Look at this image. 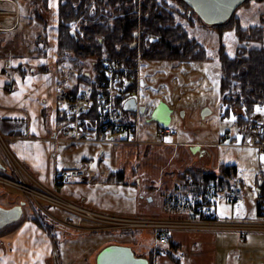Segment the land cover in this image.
<instances>
[{"label":"crops","instance_id":"crops-1","mask_svg":"<svg viewBox=\"0 0 264 264\" xmlns=\"http://www.w3.org/2000/svg\"><path fill=\"white\" fill-rule=\"evenodd\" d=\"M0 2V136L13 157L18 158L27 167L29 175L34 177L39 185L53 191L56 185L54 177L58 171L83 169L87 176L86 180L74 178L65 182L78 183L83 189L78 192L66 191L62 199L81 205L89 211L92 209L99 213L122 217L186 219L196 217V204L192 202L202 201L209 194L210 188L205 187L201 195L200 188L204 186L197 183L200 187L190 186L191 188L182 192L179 189L182 180L178 179L174 182L175 176L178 172H185L186 168L200 169L206 174L221 175V172L220 170L218 173L205 172L200 167L189 164L184 165L183 169L177 172L182 167L178 166L174 169L172 163L177 164V159L184 152L182 146L186 143L189 145L190 142L178 141L175 138V131L174 134L165 135L162 142L160 137L154 134L155 137L143 138L141 142H130L135 135L130 134L129 142H119L122 143L121 145H128L134 153L153 145L167 146L164 147L167 151H161L165 158L160 157L155 161L148 174L143 168L134 165V160L130 166L126 165L124 160L121 161L111 172L114 178L109 177L104 185L105 190L108 188L112 194L110 200L91 183L95 177L94 167L88 168L91 170L89 173L85 152L81 150L82 148L73 147L77 143L82 145L104 141L105 134L102 139L96 141L72 143L65 140L59 143L52 141L51 135L59 127L62 107L56 98L57 87L65 81L59 80L56 65L53 66L57 63L55 58L58 50L56 18L50 19L45 11L47 8L43 10L39 6H32L26 0H0ZM36 8L38 11L35 10ZM32 9H34L33 13H30ZM27 15L28 19H25ZM30 21H33L31 24L33 28L27 29ZM37 23L48 28L52 34L50 38L36 28L34 24ZM75 84L69 87L81 89L83 86L80 84L76 88ZM257 112L254 110L252 115H256ZM138 130L137 136L140 135ZM172 145L178 146L170 147ZM0 164L3 166L0 172H5L7 166L1 161ZM100 179L97 180L99 187L102 183V178ZM232 179L238 182L237 175L228 180L231 182ZM259 179H264V175H260ZM238 183L243 198V185ZM174 191L182 192L181 198H175ZM225 193L226 191H224V199ZM217 194L214 195L213 204L216 216L219 217L222 214L218 212L215 200ZM6 200L0 201V224L2 223L0 264H96L100 251L109 246L129 247L134 256L146 258L148 264H176L174 258L177 259V264H182L183 261L184 264H223L224 253L227 257L228 254H238V264H264L263 233H248L241 239L233 232L207 234L179 232L175 229L171 233L172 239L168 247H160L157 241L156 243L150 241V233L154 236L152 230L150 232L148 229L140 228L115 231L113 228H108V225H99V230L81 234L77 231L78 227H94L99 224L98 220H88L81 214L50 204L63 211L61 216H53L39 203L42 202L39 198L20 197ZM24 201L29 205L26 206L27 215L23 217V211L20 209V216L14 221H9L7 215L9 212L3 210H8V207L14 203ZM28 201L31 203L33 201L34 204ZM239 202L231 206L230 216L245 217L258 214L256 204L253 207H246L244 212H238ZM255 235L259 237L258 244L252 237ZM125 237L129 238L124 239ZM119 239L127 241H119ZM133 241L138 248L131 246ZM252 241L254 243L249 244Z\"/></svg>","mask_w":264,"mask_h":264},{"label":"rangeland","instance_id":"rangeland-1","mask_svg":"<svg viewBox=\"0 0 264 264\" xmlns=\"http://www.w3.org/2000/svg\"><path fill=\"white\" fill-rule=\"evenodd\" d=\"M169 1L172 3V0ZM58 2L59 0H49L47 2L46 9L49 18H56L57 24L59 22L57 9ZM4 4L7 5L8 3ZM188 16L190 17V22L186 24L183 20L181 21L182 26L190 34L191 37H194L199 43L203 45L206 57L204 59L192 61L146 60L142 62L139 78L143 80L144 85L140 87L138 95H134L133 99L134 101L138 102L139 107H143L144 113L139 118L138 131H140V135L137 136L136 132L133 140H131L130 142H141L143 138L155 137L153 134L158 125L155 121L150 119V112L158 103H165L170 109L169 128H172L175 131V138L178 141L182 140L190 142L189 145L188 143H186L182 146V148L184 147V152L181 153L180 157L177 159V164L172 163V165L174 166L173 168H178V166L182 167L177 170L178 172L181 171L180 169H183L184 165L189 164V166L200 167L205 172L218 173L219 167L221 165H235L238 171L237 180L241 183V185H243L244 191V197L240 199L241 201L239 202L237 207H239L238 212H244L246 207H253L259 200V198L257 197L256 182L260 178V175H264V159H261V157L257 153V149L252 146L253 139L251 143H248L246 138L243 139V134L251 132L247 127L248 123L241 125L239 129L233 122V116H222L223 106L220 95V63L218 58L219 37L217 31L211 26L204 24L196 16V14L192 10H190V8L188 9ZM233 16H237L239 18L242 27L254 25L262 26L264 34V1H250V4L248 6L240 5L234 11ZM25 19H28V15ZM32 22L33 21H30L28 23L26 27L27 29L33 28V26L31 25ZM191 23L192 26L189 25ZM34 25L40 30V32L46 34L47 37L50 38L52 34L49 32L47 27L42 26L39 23ZM222 42L226 46V52L228 53V55L230 57L234 56L236 47L238 45V40L232 29L226 28L223 30ZM247 45L256 47L264 46V36L262 40H253L251 42H248ZM45 46L47 47V50H49L48 44H46ZM56 54L57 58H55V62L57 63L53 64V66L56 65L55 68L58 71L57 74L59 76V80H65L63 82L61 81V86L71 89V87L69 86H72L74 83H76V77L78 73L91 72L93 74V60L91 58L78 59L77 57V60H71V58H74L73 54H63L59 51V48L56 51ZM139 55L141 57L140 53ZM92 81H95V79L93 78L89 82ZM90 84L91 83H83L82 88H87ZM58 102L60 101L58 100ZM61 104L63 105V103ZM205 108L209 109L210 113L204 117H201V112ZM260 108L264 109V106ZM262 113L264 114V111H258V117H253V119L256 120L263 118L264 123V116L261 118L259 115ZM225 134H227L229 137L223 138ZM252 134L254 136V131H252ZM51 137L54 143L67 141L65 136H59V134H52ZM116 137L117 136L106 132L104 141L82 145H77V143L75 146H73L74 149L82 148L81 150L85 152L84 155H86L88 159L87 169L89 167H94L93 173L95 174V177L93 178L91 183L95 187H98L96 189L101 190V193L105 194L109 200L112 199V194L110 193L108 188H106L105 190L104 185L109 177L114 178V176L111 175V172L114 171L116 166L120 164L121 161L124 160L126 165L130 166V164L134 160V165H138V168H143V171L148 174V170H152V164L155 161H158L160 157L163 159L165 158L164 156H162L161 151H167L166 149H164V147L167 146L153 145L140 149L138 150V152L134 153L128 145H121L122 143L115 142L114 139ZM162 138L163 137H160L161 142ZM82 141L70 142L72 143ZM197 143H200V145ZM194 145H198L199 150L192 153L190 151V146ZM174 146L178 145H172L170 147ZM62 147H64L63 144ZM10 154L11 153L4 143L3 138H1L0 136V161L8 168L5 170V172H0V177L20 184V186L23 185V187H20L18 185L11 184L13 185L12 187L11 185L3 184L0 182V201H4V199L8 200L10 198L16 199L20 197L27 199L39 198L42 199V202L39 203H41V205L48 211L49 214H52L53 216H59L63 213V211L49 204L51 203V201H57L52 195H57L62 199V196H64L66 191L78 192L81 188L83 189V187H81V185L78 183H65L61 184L60 186L55 185L53 191H51L49 188H44L42 187V185H39L40 183H38L34 179V177L29 175L26 169L27 167L23 163H21L18 158L14 157L16 159L14 160ZM185 170H188V168H186ZM90 171L91 170L88 169L89 173ZM178 173L181 174L177 177ZM178 173L175 176L176 181L174 182H177L178 179H182V174L185 173L187 175L188 171ZM100 178H102V183L99 187L97 180H101ZM86 179L87 176H85L84 180ZM229 179H231V177ZM181 193H177L174 191V194L177 196H182ZM215 200L217 202L218 212L222 214L218 218H216L217 223L219 224H214L212 222H200L197 223V226H190L193 221L195 223L198 220L193 219L195 217L188 218L187 220L186 218H153L146 216H136L134 220H136L137 223H134L132 225L136 227L121 228L120 224L115 225L113 221L116 218H122V216L99 213L93 211L92 209L91 211H89L87 209H84L81 205H77L76 208H73V210L70 208L71 206L64 202L62 203V205L64 209H71V211L81 214L82 217L84 216V218H88V220L92 218H90L89 215H86V213L80 208L92 212V216H94V219L98 220L99 224H96L94 227H78L77 231L81 234L97 231L99 230V225H110V228L116 226L114 228L115 231H119L121 229H140L141 227L146 230L148 229L150 232L152 230V232L154 233V230L156 231L157 229H161L164 226H169V224L172 222L171 220L180 221L178 223L182 224V229L181 227H176V230L179 232L188 231V233L203 232L211 234L214 232L237 231L236 229L231 227L233 223L241 222L244 219L255 220L257 218L256 214H254V216L245 217L230 216L232 205L228 204L225 201L224 191L218 193L215 197ZM72 204L76 205V203ZM27 210L28 208L25 206L22 208L23 217L27 215ZM163 222L168 224H160ZM186 223H188V227H184ZM252 230L255 231L254 233L264 234V229L253 228ZM237 237L239 238L238 235ZM252 237L258 244L259 237L256 235ZM128 238L129 237H125L124 239ZM124 239H119V241H127ZM150 241L156 243V240L152 233H150ZM251 243H254V241L250 242L249 244ZM131 246H133V248L135 249L138 248L137 245H135L134 241L131 243ZM158 246L160 245L158 244ZM223 261V264H238V254H228L227 257V255L224 253ZM182 264H184V261L182 262Z\"/></svg>","mask_w":264,"mask_h":264},{"label":"trees","instance_id":"trees-1","mask_svg":"<svg viewBox=\"0 0 264 264\" xmlns=\"http://www.w3.org/2000/svg\"><path fill=\"white\" fill-rule=\"evenodd\" d=\"M26 1L40 9L47 8L48 0ZM250 1L264 0H245L242 5L248 6ZM188 9L181 0H172V3L169 0H59V51L73 54L74 58L71 60H77V57L93 60V74L78 73L76 88L83 83L93 84L89 82L91 76L96 79L100 75L103 79L100 74V70L104 68L103 63L115 59L133 63L139 53L142 62L204 59L206 54L203 45L191 37L181 23L183 20L186 24L190 22ZM35 10L38 11V8ZM232 16L227 22L211 27L217 31L219 37L222 116H233L237 127L250 121L257 104H264V46L247 45L253 40H262L264 34L262 26L242 27L239 18ZM189 25L192 26V23ZM226 28L232 29L238 40L235 55L232 57L228 55L222 42L223 30ZM137 29L141 31V47L130 48ZM144 35H148L145 40L142 39ZM219 170L221 175L206 174L195 168L185 170L188 174H182L179 189L184 192L198 183L204 186L200 188L201 195L205 187L210 188L214 195L225 191L230 184L228 179L237 175V167L221 165ZM175 198L181 196L175 195ZM196 203L192 202L194 205ZM173 260L178 263L176 258Z\"/></svg>","mask_w":264,"mask_h":264},{"label":"built area","instance_id":"built-area-1","mask_svg":"<svg viewBox=\"0 0 264 264\" xmlns=\"http://www.w3.org/2000/svg\"><path fill=\"white\" fill-rule=\"evenodd\" d=\"M134 35L135 39L133 47L131 48L135 47L139 49L141 47L140 29L135 30ZM147 36L148 35H144L142 39L145 40ZM156 39H158V37H156ZM141 64L142 60L139 54L136 55L133 63L120 62L119 59H115L102 64L104 68L100 70V74L103 76V79L99 75L95 81H92L93 84H90L87 88L70 89L59 85L57 87L56 96L63 105L59 114V127L55 134L65 136L67 142H70L82 140L96 141L97 139H100L102 135L104 136L106 132H109L117 136V140L115 141H127V137L130 134H135L138 130V113L126 111L123 109V106L127 100L132 99L133 96L139 92ZM258 107L260 108V106ZM263 115V113L260 115L261 118ZM247 127L251 132L243 135L246 137L247 142H251L253 139V146L257 149L258 155L264 157L263 118L249 122ZM252 131H254V136ZM173 133L174 132L170 128H159L155 132L157 137H164L165 135H171ZM10 155L16 160L12 154ZM74 178L84 180L85 173L83 169L58 171L55 174L54 181L56 185H61ZM0 182L7 185L15 184L20 186V184L1 177ZM11 186L13 187V185ZM20 187H23V185ZM257 191V197L259 198L257 201V218L255 220L244 219L241 222H236L231 225L232 228L237 230L233 232H235L240 238H243L247 233L255 232L252 230L253 228L264 229V179L259 181ZM241 194V189L238 183L234 181L225 194V200L229 204L237 203ZM52 196L55 197L54 199L58 202L51 201L49 204L64 208L62 205L64 202L71 206L70 208L72 210L77 206L67 201L65 202L64 199H61L57 195ZM213 200V195L209 192V194L204 197V200L200 201L195 206L197 216L193 219L198 220L195 223L193 221L190 226H197V223L200 222L219 224L216 220L218 217L215 215ZM71 209L67 210L71 211ZM80 209L84 211L86 215H89L90 218L94 219L92 212L86 211L82 208ZM135 218L136 217L116 218L113 223L115 225L120 224L121 228H134L136 226L132 225L137 223V221L134 220ZM171 221L175 223L169 222V226H164L156 231L154 230V235L160 245H168L171 242V233L176 227H181L182 229V224L178 223L180 221ZM160 224L166 225L168 223L163 222ZM177 224L181 226H178ZM115 227L112 228L114 229ZM184 227H188V223H186ZM108 228H110V225H108ZM177 254L180 253L177 252Z\"/></svg>","mask_w":264,"mask_h":264},{"label":"water","instance_id":"water-1","mask_svg":"<svg viewBox=\"0 0 264 264\" xmlns=\"http://www.w3.org/2000/svg\"><path fill=\"white\" fill-rule=\"evenodd\" d=\"M183 1L202 21L207 25H218L226 22L234 11L245 2V0H181ZM141 85L143 82L141 81ZM125 110L135 111L136 104L134 100H128L124 105ZM140 114L144 113L143 107H138ZM210 113L205 108L201 112V117ZM150 119L159 124L160 127H166L170 122V109L163 103H158L150 113ZM199 150L198 145L190 146L192 153ZM0 168L3 166L0 164ZM8 220L14 221L20 216V207H12L8 210ZM2 224V223H1ZM0 224V225H1ZM96 264H148L144 257L134 256L129 247L109 246L100 251L97 256Z\"/></svg>","mask_w":264,"mask_h":264},{"label":"flooded vegetation","instance_id":"flooded-vegetation-1","mask_svg":"<svg viewBox=\"0 0 264 264\" xmlns=\"http://www.w3.org/2000/svg\"><path fill=\"white\" fill-rule=\"evenodd\" d=\"M190 13V12H189ZM21 202V201H20ZM29 203H31V201H28ZM31 204H34V202L32 201ZM29 206L28 203L26 201H24L23 203H14L13 205H11L10 207H8L9 209H11L12 207H20V209H22L23 207ZM1 208V207H0ZM1 210V209H0Z\"/></svg>","mask_w":264,"mask_h":264},{"label":"snow or ice","instance_id":"snow-or-ice-1","mask_svg":"<svg viewBox=\"0 0 264 264\" xmlns=\"http://www.w3.org/2000/svg\"><path fill=\"white\" fill-rule=\"evenodd\" d=\"M257 111H264V109H262V108H257ZM234 118V117H233ZM261 159H264V157H261Z\"/></svg>","mask_w":264,"mask_h":264},{"label":"bare ground","instance_id":"bare-ground-1","mask_svg":"<svg viewBox=\"0 0 264 264\" xmlns=\"http://www.w3.org/2000/svg\"><path fill=\"white\" fill-rule=\"evenodd\" d=\"M88 213V212H87Z\"/></svg>","mask_w":264,"mask_h":264}]
</instances>
